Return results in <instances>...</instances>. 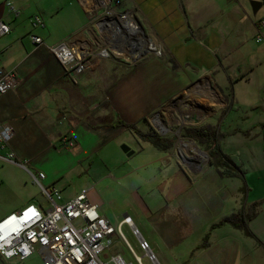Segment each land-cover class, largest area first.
Segmentation results:
<instances>
[{
	"label": "crops",
	"instance_id": "0c3cea01",
	"mask_svg": "<svg viewBox=\"0 0 264 264\" xmlns=\"http://www.w3.org/2000/svg\"><path fill=\"white\" fill-rule=\"evenodd\" d=\"M119 1L130 6L123 11L134 15L145 36L161 49L162 57L148 55L134 65L113 57L92 59L76 76L67 73L47 47L66 42L95 52L102 46L82 0H0V22L10 27L8 35L0 36V66L14 71L19 79L14 90L0 96V125L12 133L9 143L0 146V191L6 198L0 220L28 204L48 208L47 198L31 175L39 172L45 175L41 185L56 188L61 202L87 191V200L110 224L113 216L119 224L123 217L132 219L139 213L162 233L160 226L170 222L177 228L172 235H179L175 239L178 244L212 221L188 203L193 185L204 178L199 175L195 181L192 176L199 173L191 166L193 160L185 166L187 161L177 152L179 140L170 139L167 133L172 134L173 125L176 133L182 127L201 128L206 119L227 108L229 99L213 74L226 70L225 41L242 24L243 7L241 0ZM6 3L18 11L17 16ZM34 15L44 21V29L32 27ZM256 21L253 26L257 31ZM28 34L40 37L43 44L33 45ZM189 63L195 65L190 71L184 68ZM245 72H237L240 76L235 84L243 82ZM129 126L143 134L153 130L172 145L166 151L148 142L139 150L121 146L140 139ZM156 127L163 134L156 132ZM243 135L252 139L249 132ZM260 135L256 132L253 137ZM9 153L26 168L9 161ZM254 158L238 166L247 199L253 201L261 200L264 189L259 181L264 180V162L258 164ZM212 170L218 178L210 165L206 173ZM73 172L85 176L82 187L73 189L68 184ZM219 178L213 179L223 183L240 180ZM113 186L128 197H112ZM165 242L168 248L175 245ZM202 243L191 256L210 255L222 242L207 240L204 247ZM158 255L167 260L165 251Z\"/></svg>",
	"mask_w": 264,
	"mask_h": 264
},
{
	"label": "rangeland",
	"instance_id": "374dc122",
	"mask_svg": "<svg viewBox=\"0 0 264 264\" xmlns=\"http://www.w3.org/2000/svg\"><path fill=\"white\" fill-rule=\"evenodd\" d=\"M251 2L262 4L256 16L252 15ZM241 3L243 7V22L239 27L238 23L236 24V28L238 27L236 33L232 34L225 41L224 50L228 54L226 70H221L219 74H213L218 79V84L223 88L224 94L229 99L228 106L223 111L216 113V115L204 121L205 124L201 126V129H204L203 131L207 134V137L198 135L193 140L191 139L195 147L203 152L207 158L194 159L192 150L189 149L190 152H185V148L179 150L182 155L186 156L187 162L193 160V164L195 161L199 163L198 166L195 164L191 165L199 173L192 176L195 181H198V178H195L196 176L202 175L204 178L202 182H197L193 185L190 191L193 197L188 199V203L198 208V211L205 212V217L210 222L212 221V223L209 224V229L208 225L203 230L194 231L191 235L186 236L185 239H181L178 244H175V239L179 235L177 233L172 235V231H176L177 229L174 224L170 222L163 223L160 226L162 231L160 233L156 228L157 225L148 217H144L139 213L133 214V224L140 236L149 244L156 263H152L147 257H143V253L139 251L137 242L128 227H122L121 232L134 252L142 257V264H264V250L262 248L264 246V189L261 191L263 192L262 197H260L261 200H249L247 199V189L244 193L240 191V188L246 185L241 179L224 180L226 187L223 189L224 183L221 180H217V182L213 179L227 177L223 169H220L221 174L215 170L219 176L218 178L213 170L206 173L210 165V152H213L216 148H219L223 154L228 156L239 167L240 162L245 165L253 157H257L258 164L264 162V32L261 31L263 34L262 42L256 43L257 31L253 26L258 18L264 17V0H241ZM113 8L117 12H120L129 10L130 6L126 2H122L114 5ZM230 21L228 20V25H230ZM169 62L167 60L168 64H170ZM191 64L184 65V68L189 71L195 68V65ZM230 66L232 67L230 68ZM238 66L240 69H238ZM237 72H245L243 73L244 80L242 83L235 84V80L240 76ZM156 128V132L160 133L158 127ZM185 129V127H182L181 131L176 133L177 127L173 125L171 127L172 134L167 133V137L171 139L177 136L178 140L189 142L190 139L181 137V134L185 133ZM132 132L135 134L134 131ZM244 132L251 133L252 139L247 140L246 135H243ZM256 132H261L263 135L253 137V134ZM136 142L128 141L127 143H122L121 146L135 150H139L141 146H145L142 139H137ZM177 144L179 145V142ZM185 153H189V155ZM257 159L255 160L257 161ZM185 166L190 165L186 163ZM84 169H87V167ZM69 177L68 184H70L71 188H80L86 183L83 173L78 175V172H73ZM211 181L214 183H211ZM259 181H261L260 185H262V182L264 183L262 178ZM204 183H206V186ZM113 190L112 197H128L119 191L116 186H113ZM108 196L110 197V195ZM41 199L44 201L42 196ZM5 201L6 198L0 191V207ZM240 210L244 212L245 216L251 217V220L247 222V227L254 235V238L246 237L242 231L233 229L227 224L210 231L213 225L219 224L222 220ZM115 217H111L113 220L109 219L114 228L118 226L119 220ZM157 233L162 234L161 237L163 238L164 236V239L159 238ZM200 237L203 238L198 240ZM166 239L167 242H173L175 245L168 248V243L165 242ZM207 240L221 241L222 243L220 248H212L210 255H201V257L196 258L195 256H191L192 250L202 242V245L206 244ZM109 243H111V246L113 245L109 251L110 255H121L126 260L132 259L131 253L121 240L113 237ZM259 245H261V248H259ZM222 246L225 247V253L222 251ZM161 250L165 251L167 260L159 257L158 252H161ZM0 264L43 263L38 254H33L22 262L15 259L5 260L0 258Z\"/></svg>",
	"mask_w": 264,
	"mask_h": 264
},
{
	"label": "built area",
	"instance_id": "2783aa9c",
	"mask_svg": "<svg viewBox=\"0 0 264 264\" xmlns=\"http://www.w3.org/2000/svg\"><path fill=\"white\" fill-rule=\"evenodd\" d=\"M83 2L90 11L91 23L97 30L102 46L95 52L79 49L66 42L47 47L49 54L67 73L81 75L92 59L113 57L134 65L148 55L162 57L161 49L145 36L134 15L129 11L117 12L113 8L120 3L119 0ZM6 6L15 16L18 15V11L10 3H6ZM31 24L34 29L45 27L38 15L31 18ZM256 28L255 42L260 43L263 35L261 31L264 32V17L256 21ZM9 33L10 27L0 22V36ZM27 37L33 45L43 44L42 39L36 35L28 34ZM18 84L16 73L5 71L0 66V96L14 90ZM11 137V129L0 125V146L7 145ZM189 142L195 146L192 140ZM180 149L181 146L177 149L178 156L186 162V156L179 152ZM7 158L26 168L24 162L15 160L13 153H9ZM189 163L190 161L187 162ZM31 175L47 198L49 206L43 210L37 205L28 204L0 220V258L22 262L33 254H38L43 264H142V257L134 252L121 232V228L126 226L143 257L156 263L149 244L140 236L129 216L123 217L114 228L99 214L97 207L87 200V191L80 192L69 201L61 202L56 188H44L41 185L45 178L43 173ZM113 237L126 245L131 253V260H126L121 255L109 254L113 246L109 242Z\"/></svg>",
	"mask_w": 264,
	"mask_h": 264
},
{
	"label": "trees",
	"instance_id": "16d2710c",
	"mask_svg": "<svg viewBox=\"0 0 264 264\" xmlns=\"http://www.w3.org/2000/svg\"><path fill=\"white\" fill-rule=\"evenodd\" d=\"M130 130L134 131L135 134L142 139L144 142L150 143L153 147L160 151H166L172 145V141L165 139L161 136H158L153 130H150L146 134L141 133L136 130L134 126L128 127ZM209 128V127H208ZM204 129L196 128V129H187L185 133L181 134L182 138L192 139L196 136H206ZM210 165L214 167L217 172H220V169L225 171V175L227 177H238L242 181L244 180V176L238 166H236L226 155H224L219 148H216L213 152H210ZM221 174V172H220ZM241 191L244 193L245 186L241 188ZM251 220L250 216H245L242 210L237 213L231 214L229 217L222 220L219 224L213 225L212 230L215 228H219L225 224L231 226L233 229L240 230L244 233L246 237L254 238V235L250 232L247 227V222ZM202 245V247H204Z\"/></svg>",
	"mask_w": 264,
	"mask_h": 264
},
{
	"label": "bare ground",
	"instance_id": "6f19581e",
	"mask_svg": "<svg viewBox=\"0 0 264 264\" xmlns=\"http://www.w3.org/2000/svg\"><path fill=\"white\" fill-rule=\"evenodd\" d=\"M159 123V127L163 128L162 125ZM179 144L182 148H189L190 150H192V154L194 156V159H206L207 156L201 152L200 150H198V148H196L192 143L188 142H183V141H179ZM194 165V164H193Z\"/></svg>",
	"mask_w": 264,
	"mask_h": 264
},
{
	"label": "water",
	"instance_id": "95a60500",
	"mask_svg": "<svg viewBox=\"0 0 264 264\" xmlns=\"http://www.w3.org/2000/svg\"><path fill=\"white\" fill-rule=\"evenodd\" d=\"M262 7V4L261 3H258V2H251V10H252V15L253 16H256L259 9ZM160 133L163 134V130L160 129ZM173 139H177L176 137L173 138ZM128 150V149H127Z\"/></svg>",
	"mask_w": 264,
	"mask_h": 264
}]
</instances>
